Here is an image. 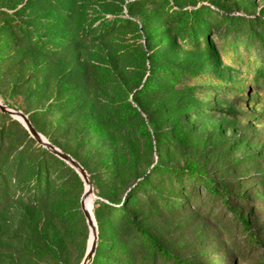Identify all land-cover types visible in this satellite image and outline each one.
<instances>
[{"label":"rangeland","instance_id":"obj_1","mask_svg":"<svg viewBox=\"0 0 264 264\" xmlns=\"http://www.w3.org/2000/svg\"><path fill=\"white\" fill-rule=\"evenodd\" d=\"M66 1L0 0V102L21 106L28 110V117L44 111L35 118L41 135L85 166L92 185L85 204L96 229L95 250L88 264L99 251L116 256L118 250L110 233L115 228L96 211V200L105 199V194L124 198L144 170L161 160L166 166H180L187 159L203 165L219 187L245 196L247 200L237 207L260 235L261 251L241 248L247 259L240 256L233 240L226 238L234 229L229 213L216 207L209 211L206 203L196 209L189 200L170 210L155 206L151 212L138 206L133 210L138 220L160 243L192 264H252L261 259L264 101L255 99L257 95L264 98V90L249 88L246 97L240 98L244 95L225 88L224 95L203 100L192 89L180 86L178 70L187 75L211 71V81L217 86H236L241 76L234 72L237 65L225 55L223 40L215 32L192 49L182 30L169 24L164 11L208 5L228 17L251 19L264 15V0H71L70 10L78 22L75 29L63 24L46 28L51 9L68 8L63 6ZM11 12L29 30L38 29L36 47H27L24 37L13 40L23 28L8 19ZM116 16L131 19L132 24L115 25L104 37L96 36ZM76 30L81 31L80 41ZM27 40L33 42V36ZM262 54L256 46L254 56ZM136 92L142 93L135 96ZM128 102L139 115L124 122L118 110ZM247 112L259 120L245 121L242 114ZM150 123L157 133L146 140L139 128ZM11 125L10 119L0 117V143L5 151L11 139L22 140L21 129ZM70 184L69 193L56 196L51 204L71 217L69 241L60 249L62 254L50 246L44 250L35 241L29 220L40 228L42 209L10 202L0 212V264H84L92 242L81 209L88 187L83 179L82 184ZM97 218L103 224L102 234Z\"/></svg>","mask_w":264,"mask_h":264},{"label":"trees","instance_id":"obj_2","mask_svg":"<svg viewBox=\"0 0 264 264\" xmlns=\"http://www.w3.org/2000/svg\"><path fill=\"white\" fill-rule=\"evenodd\" d=\"M64 5H68V8L51 9L50 14H52L49 15L48 22L45 24L46 28L63 24L71 25L75 29L78 22L70 10L72 1L67 0ZM227 15L229 14L225 11L208 5L190 10L166 9L164 11V17L169 19V24L178 26L182 30L192 49L202 44V38L207 34L215 32L219 39L223 40L221 48L225 51V55L234 65H237L238 70L234 72L239 74L241 79L236 81V86L215 85L210 78L211 71H208L207 75L201 73L187 75L178 70L176 82L180 86L192 89L193 93L203 100L213 99L217 93L224 95L225 88L233 94L244 95L240 98L246 97L249 88L258 87V90H264V55L254 56L256 46H260L264 53V15L259 14L257 18L251 19ZM8 19L19 23V26L23 28L19 38L13 40L16 42L24 37L27 47H36V44L40 42L38 29L29 30L27 25L16 20L17 16L12 12L8 14ZM141 23L144 22L141 20ZM131 24V19L116 16L111 21H107L108 29L101 30L96 36L104 37L105 33L115 25L127 27ZM75 35L80 41L81 31L76 30ZM29 36H33V42L27 40ZM92 37L95 38V36ZM250 77L251 80H249ZM145 88L147 86H144L142 90ZM37 91L40 93L39 90ZM138 93L142 92H136L135 96ZM255 100V102H263L264 98L257 95ZM2 103L11 106L7 102ZM53 105L55 106L56 102L51 104ZM15 108L25 114L28 113V110H23L21 106L17 105ZM222 111L230 114L226 110ZM118 112L124 122H127L130 117L139 115L138 109L129 102ZM43 113L45 112L41 111L35 116H29L31 123L41 134L43 132L38 128L35 118L41 117ZM114 113L115 110L110 116ZM0 117L10 119L11 126L19 127L23 134L22 140L11 139L8 151H5L0 143V212L10 202L25 204L30 209L41 208L43 210L41 227L38 228V223L29 220L30 229L35 234V241H38V245L44 250L50 246V249H55L61 255L60 249L69 241L67 224L71 217L51 204L56 196L69 193L71 181L82 184V178L69 163L37 143L27 128L17 119H11L6 116V113L1 112ZM242 117L245 121L259 120V116L248 112L242 114ZM139 131L143 133L146 140L152 133H157L155 126L151 123L141 125ZM50 142L60 148L54 142ZM81 166L85 168L83 164ZM181 193H185L186 196H181ZM104 198L96 200V211H100L108 218L111 227L115 228L110 233L118 250L115 252L116 256H111V253L97 252L91 264H192L186 257L172 251L153 237L133 212L138 206L145 207L150 212L157 209L155 206L170 210L173 205L178 206L189 200L196 209H203L206 203L209 211L216 207L229 213L234 229L226 238L233 240L232 244L244 259H247V254L242 253L241 248L260 249L258 251L263 248L262 239L254 231L249 217L237 207L239 203L247 200L245 196L233 189L216 185L205 167L193 159H187L180 166H166L161 160L144 170L142 178L129 188L124 198L117 199L107 194ZM221 218L220 221L223 222L224 218ZM97 220L98 229L102 234L104 233L103 224L100 219L97 218ZM100 241L103 242V238ZM252 264H264V255Z\"/></svg>","mask_w":264,"mask_h":264},{"label":"water","instance_id":"obj_3","mask_svg":"<svg viewBox=\"0 0 264 264\" xmlns=\"http://www.w3.org/2000/svg\"><path fill=\"white\" fill-rule=\"evenodd\" d=\"M0 111L2 113H6L13 117L14 119H17L20 121L29 131L30 135L37 141V143L45 146L47 149H49L53 154L57 155L61 159L65 160L67 163H69L81 176L85 184L87 185L88 189L86 190L85 194L83 195V198L81 200V209L84 213V216L86 217V220L91 228L92 232V242L90 244L89 250L87 252V256L85 258L84 264H88L89 261L92 258V255L95 250V245H96V229L93 224V220L91 217V214L89 213V210L86 208V198L87 196L92 192V185L90 178L86 172V170L81 166V164L73 158L71 155L68 153L62 151L58 147H56L54 144H52L50 141L45 139L41 133L33 126L31 123L29 117L22 112L21 110H18L16 108L9 107L3 103L0 102Z\"/></svg>","mask_w":264,"mask_h":264},{"label":"bare ground","instance_id":"obj_4","mask_svg":"<svg viewBox=\"0 0 264 264\" xmlns=\"http://www.w3.org/2000/svg\"><path fill=\"white\" fill-rule=\"evenodd\" d=\"M87 202V201H86Z\"/></svg>","mask_w":264,"mask_h":264}]
</instances>
